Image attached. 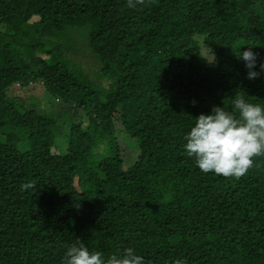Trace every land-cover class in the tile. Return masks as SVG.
Instances as JSON below:
<instances>
[{
    "label": "trees",
    "instance_id": "1",
    "mask_svg": "<svg viewBox=\"0 0 264 264\" xmlns=\"http://www.w3.org/2000/svg\"><path fill=\"white\" fill-rule=\"evenodd\" d=\"M249 46L255 79L235 54ZM261 63L264 0H0V264H63L77 240L145 264H264V157L227 179L183 147L236 92L264 106ZM115 122L139 149L126 168Z\"/></svg>",
    "mask_w": 264,
    "mask_h": 264
},
{
    "label": "clouds",
    "instance_id": "2",
    "mask_svg": "<svg viewBox=\"0 0 264 264\" xmlns=\"http://www.w3.org/2000/svg\"><path fill=\"white\" fill-rule=\"evenodd\" d=\"M146 0H126L127 7L136 8ZM245 62L247 77L255 79L256 53L251 46L235 53ZM264 71V63L260 64ZM246 93L238 91L231 100V110L213 106L209 114L200 113L185 134L183 145L187 156L201 172H212L227 179L239 180L255 167L258 157H264V106L246 99ZM21 191L35 188V181L21 184ZM63 264H145L144 258L134 248L127 247L107 256L100 250H91L77 240L67 247ZM173 264H184L175 260Z\"/></svg>",
    "mask_w": 264,
    "mask_h": 264
},
{
    "label": "rangeland",
    "instance_id": "3",
    "mask_svg": "<svg viewBox=\"0 0 264 264\" xmlns=\"http://www.w3.org/2000/svg\"><path fill=\"white\" fill-rule=\"evenodd\" d=\"M77 58H75L76 61L80 62L84 68L83 70L88 73L89 75L92 73L93 68L92 64L90 63V60L88 57H83L82 54H77ZM105 83V80L102 81ZM32 92H42V89L40 86L37 85V83H31L30 85L25 87V92H23L25 95L30 94ZM36 94V93H35ZM83 118L85 116L83 115ZM85 123V121H84ZM55 131V142L59 145L60 149H64L66 146L67 136H68V125L63 124L61 122H58V125L56 127ZM115 139L118 142V144L121 143L122 147L120 150V154L125 157V162L123 164V167L126 168L131 162H133L137 155L139 154V149L137 148V142L135 138H132L128 135V133L123 130L122 125L119 122H115ZM56 147V145H55ZM55 147L52 148L53 151H55ZM106 151L104 149V145H99L95 147L92 151V154L90 156V160L94 161L96 155L104 154ZM126 158H128V161H126Z\"/></svg>",
    "mask_w": 264,
    "mask_h": 264
}]
</instances>
